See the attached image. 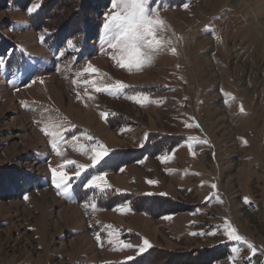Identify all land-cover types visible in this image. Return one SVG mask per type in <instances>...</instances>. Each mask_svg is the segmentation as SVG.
Wrapping results in <instances>:
<instances>
[{
    "label": "rangeland",
    "instance_id": "obj_1",
    "mask_svg": "<svg viewBox=\"0 0 264 264\" xmlns=\"http://www.w3.org/2000/svg\"><path fill=\"white\" fill-rule=\"evenodd\" d=\"M236 1L155 0L176 53L129 73L101 38L111 0H0V264H264V55L248 31L264 25V0ZM114 80L153 102L110 101L84 83ZM49 119L64 124L62 156L40 131ZM87 136L110 155L59 195L51 169L90 165L76 150ZM98 171L103 194L84 188ZM225 220L255 253L228 240Z\"/></svg>",
    "mask_w": 264,
    "mask_h": 264
},
{
    "label": "snow or ice",
    "instance_id": "obj_2",
    "mask_svg": "<svg viewBox=\"0 0 264 264\" xmlns=\"http://www.w3.org/2000/svg\"><path fill=\"white\" fill-rule=\"evenodd\" d=\"M155 0H111V10L110 14L105 16V22L103 24V31L101 38L104 41V45L108 49H111L110 59L114 61V64L129 73L135 71L140 72L146 67H150L157 56L163 54L166 50H170L172 54L176 53V49L171 47L172 40L164 36L165 31H167V25L163 19L159 17V12L156 7L152 4ZM34 7H38L34 6ZM34 7H30L27 11L31 14L34 11ZM184 8L188 5L184 4ZM179 39V38H177ZM66 45L70 50H78L77 45L74 41L69 40ZM3 61L0 60V67H3ZM88 73H97L99 70L94 68L89 64L84 70ZM105 76L108 74L105 73ZM103 77H101V80ZM111 79V77H109ZM76 81L73 80V84ZM85 84H92L93 91L96 93H102L110 97L119 98L123 95L124 99L132 101L140 106H144L147 103H152L148 96L139 92H132L126 94L125 90L128 86L120 80H114L110 84H100L96 86V81H85ZM87 95V93H86ZM77 99H80L79 93L77 94ZM89 100H94L95 97L88 95ZM234 99V98H233ZM155 103H159L156 101ZM241 112H243V107H241ZM110 114L107 112H101L100 116L105 119ZM186 127H198L194 124H186ZM64 127L62 122L53 121L51 119L44 122L43 127L40 131L49 137V143L52 148L53 153L56 156H62L60 151L61 141L63 140V135L61 129ZM77 137H73L76 140ZM86 139L90 141L88 145L81 146L79 151L81 155H85L91 161L90 165H85L77 163L71 159H65L63 164H60L57 168H52V183L57 188L58 194L63 196H68L71 191V184L69 181L75 177V179H80L81 175L88 171L89 168H96L102 162H106V157L110 155L109 149L99 143L94 141L93 137L87 136ZM201 143H207L206 140L200 141ZM190 150H191V146ZM162 162H166L169 157L163 156L160 158ZM74 165V171L69 174L68 166ZM122 171V169H121ZM107 173L103 171H98L87 178L84 184L85 189H91L97 191L101 194L106 193L110 190V185L105 179ZM149 184H154V181H147ZM213 189L216 185H211ZM27 199V197H25ZM245 203H248L247 198H245ZM95 208V205L92 206ZM110 236H115L114 232L109 233ZM224 235L227 236L229 241H235L246 247L255 253L256 249L254 245L247 241L243 236L239 235L237 230L225 220L224 222ZM111 242V241H110ZM122 243L121 250L131 249L133 246L130 244ZM148 240H143L142 247L137 250V255L142 254L146 249L150 247ZM240 251L239 248L233 247L231 252L236 254ZM128 259H132L129 257Z\"/></svg>",
    "mask_w": 264,
    "mask_h": 264
},
{
    "label": "bare ground",
    "instance_id": "obj_3",
    "mask_svg": "<svg viewBox=\"0 0 264 264\" xmlns=\"http://www.w3.org/2000/svg\"><path fill=\"white\" fill-rule=\"evenodd\" d=\"M212 1H214V3L217 5V4H222V3L226 2L227 0H212ZM201 2L203 3V1H201ZM243 3L246 4V5H256V4L252 3L251 0H240V1L237 0L235 2V5H243ZM202 7H204L203 4L197 5V8H199V9L202 8ZM248 31H249V35H250L249 37H250V39L253 40L256 43V46H257L258 51L262 55H264V25L256 22L253 25V27H251V29H249ZM203 61H205L206 65H208V59H207L206 56L203 59ZM55 96L59 100H61L60 99L61 97H60V95L58 94L57 91H55ZM65 106H68V109L70 111H74L75 110L74 107L71 106V105H69V104L68 105H65ZM137 114H139V113H137ZM102 133L104 134L107 142H109L112 145H116V141L113 139V136H112V134H110L109 131H107L106 129L103 128L102 129ZM65 211H68V209H65Z\"/></svg>",
    "mask_w": 264,
    "mask_h": 264
},
{
    "label": "crops",
    "instance_id": "obj_4",
    "mask_svg": "<svg viewBox=\"0 0 264 264\" xmlns=\"http://www.w3.org/2000/svg\"><path fill=\"white\" fill-rule=\"evenodd\" d=\"M108 67L110 68V69H112V70H114V71H116L117 73H120V74H122L123 72L121 71V70H119V69H117V68H113V67H111L110 65H108ZM103 96L105 95V94H102ZM101 95V96H102ZM102 96V97H103ZM105 97H107L110 101H116V98L115 97H110V96H105ZM121 100V99H120ZM151 101V100H150ZM96 115H97V117H98V121L100 122V123H104L105 121H106V118L105 119H102L101 118V116H100V113L99 112H96ZM103 126H105V125H103ZM106 127V126H105ZM148 133L150 132V133H152V131H150V130H148L147 131ZM148 135V134H147ZM146 136V135H145ZM105 145L107 146V144L105 143ZM112 150V149H111ZM110 151V150H109Z\"/></svg>",
    "mask_w": 264,
    "mask_h": 264
}]
</instances>
